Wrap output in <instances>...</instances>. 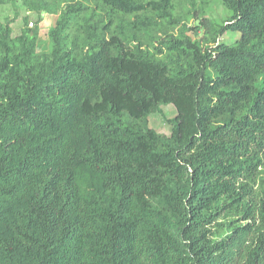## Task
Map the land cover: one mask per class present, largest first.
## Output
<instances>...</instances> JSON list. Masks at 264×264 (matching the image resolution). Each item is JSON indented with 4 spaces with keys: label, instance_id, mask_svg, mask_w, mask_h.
Wrapping results in <instances>:
<instances>
[{
    "label": "trees",
    "instance_id": "16d2710c",
    "mask_svg": "<svg viewBox=\"0 0 264 264\" xmlns=\"http://www.w3.org/2000/svg\"><path fill=\"white\" fill-rule=\"evenodd\" d=\"M18 1L38 17L0 23V264H264V0Z\"/></svg>",
    "mask_w": 264,
    "mask_h": 264
},
{
    "label": "rangeland",
    "instance_id": "374dc122",
    "mask_svg": "<svg viewBox=\"0 0 264 264\" xmlns=\"http://www.w3.org/2000/svg\"><path fill=\"white\" fill-rule=\"evenodd\" d=\"M211 17H223L225 15L224 7L220 4H214L213 9L209 12ZM29 16V20L36 21L38 14L34 11H28L23 6L22 2L16 3L9 2L7 4L0 5V23H4L8 19L15 18L12 23L13 35L20 33L23 25L24 18ZM44 19L40 23L41 26V37L39 46L41 49H47L48 47V28L51 27L57 18L56 15L44 14ZM194 23V22H193ZM32 26V25H31ZM240 37L239 32L227 31L221 37L220 40L227 43L233 44ZM177 115V109L173 104H164L161 106V110L153 112L149 116V124L152 128L158 132L170 135L172 132V125L169 123V119Z\"/></svg>",
    "mask_w": 264,
    "mask_h": 264
},
{
    "label": "built area",
    "instance_id": "2783aa9c",
    "mask_svg": "<svg viewBox=\"0 0 264 264\" xmlns=\"http://www.w3.org/2000/svg\"><path fill=\"white\" fill-rule=\"evenodd\" d=\"M30 25H33V23H32V22H30Z\"/></svg>",
    "mask_w": 264,
    "mask_h": 264
}]
</instances>
